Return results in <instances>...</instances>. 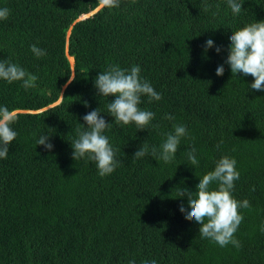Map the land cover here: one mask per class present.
Here are the masks:
<instances>
[{
  "label": "trees",
  "instance_id": "obj_1",
  "mask_svg": "<svg viewBox=\"0 0 264 264\" xmlns=\"http://www.w3.org/2000/svg\"><path fill=\"white\" fill-rule=\"evenodd\" d=\"M242 2L233 15L227 0H120L111 9L100 0H0L10 10L0 20V61L38 77L27 90L0 79V106L19 112L17 137L0 158V264H264V90L225 63L231 32L264 21V0ZM208 39L214 46L205 52ZM33 44L47 55L36 58ZM109 64L138 65L161 94L141 98V110L155 113L147 129L116 125L107 111L115 97L97 96L95 78ZM97 108L112 123L104 135L119 161L104 177L94 162L72 158L83 116ZM173 124L188 136L171 163L133 161ZM41 135L50 151L36 145ZM192 147L198 166L187 160ZM223 156L240 173L233 197L251 205L239 209V249L201 238L179 210L188 209L180 189L195 191Z\"/></svg>",
  "mask_w": 264,
  "mask_h": 264
},
{
  "label": "clouds",
  "instance_id": "obj_2",
  "mask_svg": "<svg viewBox=\"0 0 264 264\" xmlns=\"http://www.w3.org/2000/svg\"><path fill=\"white\" fill-rule=\"evenodd\" d=\"M100 3L109 9L120 6V0H100ZM242 4V0H227L233 15L241 12ZM210 7L211 5L205 4L204 10L207 11ZM9 13L8 8H0V20H7ZM229 40L225 63L230 66L231 73L252 76L250 89L264 90V21H256L231 32ZM213 46L214 41L208 39L205 43V52ZM30 51L38 59L47 55L46 50L38 48L35 44L30 46ZM216 52L220 53L221 48L216 47ZM140 72L141 68L138 65L121 68L119 65L109 64L107 69L99 72L95 78L94 87L97 89V96L115 97L107 105V111L114 117V123L118 126L134 125L137 130H144L155 117L152 111L141 110L139 107L142 103L141 98L146 96L151 103L161 100L162 96L147 80L141 79ZM223 72L224 66L221 64L216 69V75L221 76ZM0 79L9 84L22 82L21 86L27 90L36 86L38 77L28 73L18 64L4 60L0 61ZM164 118L174 120V117L167 114ZM17 119L16 111L0 106V158H7L9 146L17 137V132L12 128ZM83 121L84 124H80L83 130H77L78 138L71 143L72 158L77 162L81 159L94 162L101 177L113 173L119 161L115 158L116 150L110 144L109 138L104 135V132L111 128L112 123L105 121L99 108L85 114ZM164 135L165 139L159 147L155 145L149 147L147 142L143 143L133 154V161L151 155L158 163L160 161L165 164L171 163L176 157L181 139L188 136L187 128L183 124H173V131ZM49 137L41 135L36 140V145H42L50 151L54 146L49 142ZM196 153L195 147L186 153L187 160L193 166L199 164ZM236 163L234 158L223 156L215 162L214 170L208 171L199 178L195 191L180 189L179 197L187 196L190 210L183 204L180 205L179 210L186 220H194L200 225L201 238H207L220 247L232 244L239 249L241 244L234 236L244 219L239 209H249L251 205L247 199L237 201L232 195L234 182L240 176L235 167ZM213 184L216 185L215 189L212 187ZM260 231L264 233V224L261 225ZM128 264H135V261L130 260ZM144 264H157V262L151 260L145 261Z\"/></svg>",
  "mask_w": 264,
  "mask_h": 264
},
{
  "label": "rangeland",
  "instance_id": "obj_3",
  "mask_svg": "<svg viewBox=\"0 0 264 264\" xmlns=\"http://www.w3.org/2000/svg\"><path fill=\"white\" fill-rule=\"evenodd\" d=\"M94 13V12H93ZM93 13H91V14H89V15H87V16H85V17H83V18H88V17H90ZM70 34V33H69ZM70 61H71V59H70ZM72 63V65H74L73 63L74 62H71ZM61 101V100H60Z\"/></svg>",
  "mask_w": 264,
  "mask_h": 264
},
{
  "label": "water",
  "instance_id": "obj_4",
  "mask_svg": "<svg viewBox=\"0 0 264 264\" xmlns=\"http://www.w3.org/2000/svg\"><path fill=\"white\" fill-rule=\"evenodd\" d=\"M19 113V112H16V114Z\"/></svg>",
  "mask_w": 264,
  "mask_h": 264
}]
</instances>
